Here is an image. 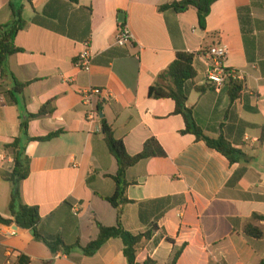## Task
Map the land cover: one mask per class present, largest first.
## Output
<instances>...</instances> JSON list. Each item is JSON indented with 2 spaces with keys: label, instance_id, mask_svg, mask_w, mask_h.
Returning a JSON list of instances; mask_svg holds the SVG:
<instances>
[{
  "label": "crops",
  "instance_id": "crops-1",
  "mask_svg": "<svg viewBox=\"0 0 264 264\" xmlns=\"http://www.w3.org/2000/svg\"><path fill=\"white\" fill-rule=\"evenodd\" d=\"M50 1L0 0V25L13 20L10 4L23 6L26 21L14 40L21 52L8 57L6 74L0 71V152L12 159L5 146L22 138L21 123L28 115L45 108V115L28 120L27 135H58L24 143L29 176L20 185V198L38 207L40 233L59 237L67 249L53 253L30 230L18 227L9 236L10 225L0 223V264H128L120 239L108 240L92 256L76 247L97 237V224H116V210L104 198L116 191L112 177L118 165L104 142L102 120L129 155L139 154L151 138L165 152L138 162L125 175L124 230L133 235L147 231L167 206L158 229L137 246L138 263L149 258L170 264L181 250L176 264H258L264 258V222L253 215L264 216V0L262 8L251 10L255 23L244 32L238 9L251 0L216 1L204 30L192 7L181 13L160 10L182 0H78L65 16L69 35L32 23L34 12L41 13ZM119 25L132 34L124 47L115 44ZM84 39L92 60L88 72L76 66ZM218 44L229 48L226 68L244 74L238 97L231 101L228 86L217 92L206 82L199 57L186 106L205 136H222L242 154L234 164L184 133L174 101L148 95L177 53ZM15 82L26 85L21 93L13 91ZM92 89L102 94L86 99L84 93ZM241 169L243 175L234 180ZM10 194L11 185L0 178L4 219H10ZM141 213L148 223L141 221ZM247 224L263 236L245 235Z\"/></svg>",
  "mask_w": 264,
  "mask_h": 264
},
{
  "label": "trees",
  "instance_id": "trees-1",
  "mask_svg": "<svg viewBox=\"0 0 264 264\" xmlns=\"http://www.w3.org/2000/svg\"><path fill=\"white\" fill-rule=\"evenodd\" d=\"M26 1L31 3V0ZM216 1L218 0H182L162 6L160 10L171 9L176 13H181L192 7L196 10L199 27L204 30L211 6ZM71 4H78V0H66L65 4H62L61 0H51L41 13L34 12L32 23L55 33L69 35L66 31L65 16L69 12L68 6ZM10 7L13 12V20L9 24L0 25V71L3 75L7 72L6 61L8 57L21 52L20 49L15 47L14 40L18 32L23 30L26 26V21L22 17L23 6L14 8V6L10 4ZM53 7L54 9H52ZM254 7L262 8L261 0H251L249 6L238 9L239 20L243 32L246 31L245 28L250 26L251 22L255 23L251 18V10ZM87 10L90 11V8ZM83 41L88 40L84 39ZM206 52L207 51L202 50L197 53H177L175 60L158 76L157 81L149 88L148 95L153 99H171L174 101L175 113L181 115L185 122L184 133H190L194 135L197 140L204 141L209 148L216 150L226 157L231 164H234L240 161L242 154L238 150L232 148L230 143L222 136L217 139L205 136L202 130L197 126L193 117V112L186 106L189 94L188 83L197 75L195 70L197 59L205 55ZM25 86V84L15 82L13 91L15 93H21ZM226 86L231 90L230 99L233 101L238 97L241 91V83L231 79ZM204 90V88H201L198 91L202 93ZM14 92L10 93L12 98ZM45 113V108H41L37 114L28 115L27 121L21 123L22 138L13 139L5 146V151H7L13 159V165L12 169L9 171H0V178L11 185L10 200L8 203L10 219H4L0 216V223L3 225H15L18 228L30 230L36 240L45 243L51 252L54 253L60 247L66 250L67 246H65L57 236H44L40 233L39 229L42 218L38 207L25 205L21 202L20 198V185L29 176V159L25 154L24 143L27 141L45 142L58 135V133H52L41 138L28 137V120L40 118L45 115ZM102 123L104 142L115 157L118 165L117 173L112 177L116 184V191L111 197L104 198V200L116 210V224L112 227H105L101 224H97V237L85 247H80L79 244H76V247H79L86 256H92L108 240L120 239L123 243V255L128 264H155V262L149 258L143 263H138L136 261L137 246L143 239H149L158 229L156 222L162 216L167 206L162 205V212L154 217L147 231L133 235L124 230L121 224L123 206L128 203L125 197V190L127 187L125 175L126 171L138 162L149 158L164 157L165 152L158 142L151 138L145 142L139 154L131 156L126 152L123 142L114 138L113 131L105 120H102ZM244 171V169L239 170L235 174L234 180H238L243 175ZM140 219L143 223H148L142 216V213L140 214ZM253 219L264 222V216L253 215ZM244 233L255 239H260L263 236L262 231L251 224L246 225ZM167 241L170 242V240ZM180 254L181 250L177 251L170 264H176ZM258 264H264V258L260 260Z\"/></svg>",
  "mask_w": 264,
  "mask_h": 264
},
{
  "label": "built area",
  "instance_id": "built-area-1",
  "mask_svg": "<svg viewBox=\"0 0 264 264\" xmlns=\"http://www.w3.org/2000/svg\"><path fill=\"white\" fill-rule=\"evenodd\" d=\"M132 39V34L126 25H119L115 37V44L119 47L126 46ZM84 49L77 56L76 66L83 72H88L91 68L92 60L89 52V41L83 43ZM229 55V48L225 44H218L210 47L205 55L202 56L205 65V80L213 88L220 92L225 88L229 80L242 82L244 78L243 72L236 69H228L225 62ZM100 89H92L84 93L86 99L91 96H100ZM13 160L6 153L0 152V166L5 167L6 171L12 169ZM9 236L16 235V226H9Z\"/></svg>",
  "mask_w": 264,
  "mask_h": 264
}]
</instances>
